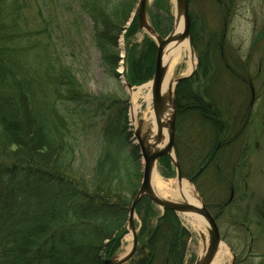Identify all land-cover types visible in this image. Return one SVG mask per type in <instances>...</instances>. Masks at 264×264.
<instances>
[{"label": "trees", "instance_id": "1", "mask_svg": "<svg viewBox=\"0 0 264 264\" xmlns=\"http://www.w3.org/2000/svg\"><path fill=\"white\" fill-rule=\"evenodd\" d=\"M129 1L76 0L92 23L93 43L109 68L117 64V39L136 0ZM219 2V11H234V1ZM55 3L0 0V264H108L127 233L129 207L139 187L140 156L128 141L125 108L113 118L114 101L83 91L52 47L49 25ZM137 29L134 17L128 35ZM154 57L155 45L147 37L139 52L127 56L131 87L150 80ZM187 85L182 81L176 87V114L194 115L202 128L210 129L208 156L215 162L221 150L215 151L221 111L209 122L207 102L195 93L183 96L187 104L182 105L180 89ZM92 122L100 125V132L96 160L86 173L77 158L90 141ZM158 163L172 168L168 157ZM203 165L202 174L208 168ZM196 179L190 177L193 183ZM145 201L149 203L144 198L136 206V214ZM152 214L148 208L147 218H141L138 241L145 238L146 243L133 264H184L190 233L168 210L149 228Z\"/></svg>", "mask_w": 264, "mask_h": 264}, {"label": "rangeland", "instance_id": "2", "mask_svg": "<svg viewBox=\"0 0 264 264\" xmlns=\"http://www.w3.org/2000/svg\"><path fill=\"white\" fill-rule=\"evenodd\" d=\"M133 1L130 0L129 3L132 4ZM222 1H234L235 4L234 11L230 13L231 22L226 27L224 47L221 51H213L206 46V43L209 41L208 34L214 32L219 37V42L223 43L220 15L229 11L220 13L221 4L216 0H191L189 2L193 36L191 41L196 64L191 76L185 80L188 85L180 89L182 96L180 103L186 105L183 96L195 93L207 103L213 101L220 111L223 106L225 108L224 94L227 85L225 84L224 64L232 58L243 61V64L247 65L249 79L258 97L245 125L244 120L241 122L242 130L237 142L226 149H221L215 157V162L197 178L196 184L192 185L205 204L211 207V213L218 214L217 224L222 243L228 248L230 255L227 264H232V262L233 264L235 262L264 264V0ZM137 4L138 0L135 1L133 10L117 39L118 61L114 68H109L108 64L102 61L100 51L93 43L92 23L84 13L78 10L76 0H56L49 25L53 39L52 47L58 50L61 59L63 58V61L72 68L83 91L99 100L114 101V107L110 111L113 118L119 110L125 108L127 133L132 134L128 141L132 145H134V128L129 118L131 92L149 82L147 80L134 84L130 90L126 88L129 82L127 81V56L139 52L147 36L138 29L131 36L127 33V29L134 20ZM175 15L174 0L147 1V23L158 36L164 38L168 35L174 26ZM261 33L262 40L253 48L254 39ZM204 64H211V66L209 69L208 67L203 69L201 65ZM184 71L185 65L182 63L176 68L175 77L187 76ZM238 72L244 77L243 71L238 69ZM238 83L240 84V81ZM244 87V85L231 83L230 89L228 88L232 92L231 97L235 96L234 92H240L236 97L242 107L245 105L246 98ZM174 98L176 101L178 97L176 98L175 95ZM91 124L95 130L92 127L89 128L88 140L90 141L85 145L86 147H82L77 158L79 169L86 173L91 171L92 164L96 160V139L100 132V125L95 122ZM212 146L213 139L209 128H202L194 115L176 114L174 148L177 155L175 157L184 179L188 180L194 175L200 167L201 158L210 153ZM156 172L163 180L173 182L175 180L172 168L165 169L158 163ZM141 174L142 163L139 160L140 180ZM233 183V199L229 207L222 212L220 208L230 199V187L232 188ZM148 208L153 213L148 224L149 228L154 227L156 219L161 216V209L150 201L141 203L139 213H135L134 223L138 234L142 225L141 218L143 216L147 218ZM179 220L182 226L191 232L184 264H192L198 258L200 240L180 215ZM124 238L121 242L122 246L114 255L120 254L123 247L131 245V240L125 242ZM145 243V238L139 240L138 248ZM137 259L135 255L126 264H133Z\"/></svg>", "mask_w": 264, "mask_h": 264}, {"label": "water", "instance_id": "3", "mask_svg": "<svg viewBox=\"0 0 264 264\" xmlns=\"http://www.w3.org/2000/svg\"><path fill=\"white\" fill-rule=\"evenodd\" d=\"M148 0H138L136 17L139 31L144 32L155 44V68L150 80L151 82V102L155 116V122L161 131V126L167 129V141L164 146L157 147L154 142L151 143L150 134L151 131L145 127V120L141 118L136 127L133 130L134 144L138 147L140 154V162L142 163V179L140 187L132 200L127 221V235L131 237V245L126 253L114 255L110 258L108 264H126L131 260L134 254L137 252L138 242L137 234L134 227L135 220V208L137 204L143 199L147 198L152 204L160 208L162 211L169 210L177 215H195L203 218L207 223V236H208V252L200 258H197L194 264H211L213 261L219 245L222 243L219 228L217 223L205 207L201 198H198V204L190 208L188 202L182 199L180 202L167 201L155 196L151 187V178L153 171L156 167L157 161L164 156H167L175 170V179L177 182L183 180L181 175V169L174 154V135H175V99L174 90L178 83L188 79L193 71L187 76L178 77L175 79L173 91L168 92L165 96L161 95V89L163 86L167 67L163 62L165 48L174 41L186 40L192 48L190 42V16L188 0H174L176 19L182 20V28L179 33L174 32V26L171 32L164 38L158 36L155 31L147 23L146 7ZM193 50V49H192ZM127 89H131L130 85L126 84ZM171 106V116L167 124L161 123L165 108L167 105ZM233 264V262H232Z\"/></svg>", "mask_w": 264, "mask_h": 264}, {"label": "bare ground", "instance_id": "4", "mask_svg": "<svg viewBox=\"0 0 264 264\" xmlns=\"http://www.w3.org/2000/svg\"><path fill=\"white\" fill-rule=\"evenodd\" d=\"M136 9H137V6H136ZM189 16H190V22H191V24H190V42L192 43V41H191L192 18H191L190 13H189ZM135 17H136V10H135ZM176 18H177V16L175 15V17H174V32L179 33L181 31V28H182V20L179 18L178 19H176ZM136 22H137V17H136ZM163 62L167 67V71H166L163 86L161 89V95L165 96V94H167L168 92L173 91V87H174V83H175V79H176V77H175L176 68L183 63L185 65L184 73L188 75L189 73H191L194 70L193 68L196 64V58H195L193 50H192L191 46L189 45V42L187 41V39L186 40H177V41L172 42L171 44H169L165 48ZM154 68H155V60H154ZM152 75H153V73H152ZM151 78H152V76H151ZM176 87H175V90H176ZM175 90H174V97H175ZM175 110H176V101H175ZM171 113H172L171 106L168 104L167 108H165L163 117L161 119V123L167 124L169 119H170ZM129 118H130L132 128H135L138 121L141 118H144L145 127L151 131V134H150V138H152L151 143L154 142L155 144H157V147H162L165 145V143L167 141V129L164 126H161V131H160L158 124H156V122H155V116H154V112H153V108H152V102H151V82H148V83L138 87L136 89V91L131 92L130 106H129ZM175 120H176V114H175ZM174 141H175V135H174ZM134 142H135V140H134ZM134 146H136V145L134 144ZM174 154L177 155L175 148H174ZM139 156H140V154H139ZM173 157H175V156L173 155ZM182 178H183V180L181 182H177L176 179L174 180V182L163 180L157 174L156 168H155L153 171L152 178H151L152 191L156 197L167 200V201L180 202V201H182V199H184L185 201L188 202V206H190V208H192L193 206L198 204V198L201 195L198 193V191L193 186L196 183H193L190 180V178L188 180L184 179L183 175H182ZM141 179H142V174H141ZM140 183H141V180H140ZM140 183H139V187H140ZM139 187H138V189H139ZM135 195H134V197H135ZM232 195L233 194L231 193L230 199L228 200V202L226 204H229L231 202V200L233 199ZM145 199H147V198H145ZM129 209H130V207H129ZM164 211H166V210H164ZM164 211H162L161 215L163 214ZM180 216L187 222V224L191 228L192 232H194L200 240V250H199L198 258L202 257L203 255H206V253L208 252V247H207V245H208L207 227L208 226H207L206 221L203 218H201L199 216H195V215H180ZM177 217L179 219V215H177ZM214 219H215V217H214ZM127 221H128V218H127ZM215 221L217 223L216 219H215ZM134 223H135V220H134ZM126 227H127V224H126ZM134 227H135V224H134ZM218 228H219V226H218ZM185 229L191 235V232L187 228H185ZM135 230H136V228H135ZM219 232H220V229H219ZM136 234H137V242H138V233L136 232ZM125 236H126L125 238L123 237L124 241L129 242L131 240L130 235L128 236L126 233ZM220 236H221V234H220ZM221 241H222V237H221ZM143 247H144V245L139 247V248L137 247V252L140 251L141 249H143ZM129 248H130V246H127L125 248L123 247L122 252L126 253L129 250ZM229 256L230 255H229L228 248L223 243H221L219 245V248L217 249L216 255H215L213 261L211 262V264H227L228 260H229ZM184 259H185V257H184ZM195 261L192 264H194Z\"/></svg>", "mask_w": 264, "mask_h": 264}, {"label": "flooded vegetation", "instance_id": "5", "mask_svg": "<svg viewBox=\"0 0 264 264\" xmlns=\"http://www.w3.org/2000/svg\"><path fill=\"white\" fill-rule=\"evenodd\" d=\"M219 3V0H216ZM223 11H220V13ZM229 14V16H228ZM221 41L223 42V39H225V33H226V27L230 21V12H223L221 13ZM214 33L208 34V42L206 43V46L208 48H211L213 51L215 50H220L223 49L224 47V42L221 43L219 42V37L216 36ZM262 40V33L260 36L254 39V42L252 44V47H256V45L259 43V41ZM221 46V47H220ZM209 62V61H208ZM211 66V64L207 65L208 69ZM238 69L241 70V72H244V77H242V74L238 72ZM248 70H247V65L243 64V61H240L236 58H232L229 60V62H226L224 64V76H226L225 84V94H224V100H225V108L221 109V119H216L218 122H220L219 127H217L216 132L220 133L221 132V138H219V135L215 134L216 137V144H215V151L218 152L219 149H226L232 145H234L237 140L238 136L241 134L242 127L241 122L244 120V125L248 120V117L253 109V106L257 100L254 88L252 86V81L249 79L248 76ZM248 76V78H246ZM248 79V80H247ZM240 81V84L238 83ZM235 83L241 86H245L246 91L244 94H246V98L244 100V106L242 107L238 97L240 92H234L236 93L235 96L231 97L232 92L228 90L230 89V84ZM224 93V92H223ZM223 97V95H222ZM207 119L209 122L212 123V121L216 118L215 112L216 110L218 111L219 108L216 107L214 102L212 101L211 103H207ZM244 109V110H243ZM209 112V113H208ZM246 112V113H245ZM233 121V123H232ZM235 122V123H234ZM237 122H238V129H237ZM231 124V126H230ZM233 130V131H232ZM208 154L205 156V158L201 161V164L204 163L208 165L209 167L211 163H213V157H207ZM212 158V160H211ZM204 169V165L200 166L198 170L192 175L191 177L197 176V178L202 174V170ZM202 171V172H201ZM231 193H233V188L230 187Z\"/></svg>", "mask_w": 264, "mask_h": 264}]
</instances>
